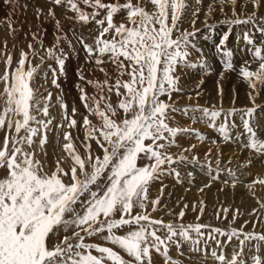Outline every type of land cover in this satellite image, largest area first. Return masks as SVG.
Here are the masks:
<instances>
[{"label":"snow or ice","instance_id":"6c2138e0","mask_svg":"<svg viewBox=\"0 0 264 264\" xmlns=\"http://www.w3.org/2000/svg\"><path fill=\"white\" fill-rule=\"evenodd\" d=\"M49 2L71 11L74 15L68 19L97 26L92 43L86 42L82 36L77 42L85 53L86 63L92 65L93 74L103 73L104 78L89 79L83 68L78 69L76 87L87 114L79 113L75 106L69 111L62 96H57L61 108L57 121L49 110L52 93L45 96L39 94V88L33 87L35 75L45 63V57L41 56V64L33 66L29 56H38L39 51L30 42L29 51L21 49L13 67L14 53L7 50V42H4V51L0 52L4 64L0 74V132H3L0 171L4 173L0 176V264H153V252L160 255L165 264H179L169 255L170 245L176 244L179 248L177 237L198 245L205 229L210 239H215L218 234L226 236L229 242L233 238L239 242V251H234L230 259L222 253L212 252L219 264H247L243 259L245 247L255 241L254 246L259 251L264 245V233L244 231L249 221L239 229L231 228L230 222V230L225 231L199 222H165L152 213L161 207L167 187L163 184L164 176H174L178 183H183L180 172L173 165L206 167L210 182L203 185L200 192L210 187L211 181L219 180L221 173H227L233 188L238 182L233 170L219 167V150L215 168L208 160L201 163L198 156L193 155L190 159L185 155L196 145L181 148L176 139L178 135H194L201 142L206 137L197 129L172 126V113H192V120L199 119L215 128L217 118L222 114L227 118L239 112L249 133L244 147L264 155V140L257 136L248 119L262 107L255 101L264 90V49L260 46L250 48L252 60L239 67V75L250 89L248 97L252 107H233L225 111L222 106L205 107L197 103L180 108L172 100L173 93L184 92L178 68H199L201 75L211 72L202 54L196 61L190 59L191 49L202 53L194 38L200 31L195 25L203 0H195L197 6L191 11V30L181 28L183 17L190 8L188 0ZM3 3L15 10L17 0H3ZM237 4L238 0H214L205 12V26L211 27L208 20L218 5L226 17L222 23L251 25L264 36V16L258 15L259 9L264 7V0H244L240 12L236 11ZM249 4L252 11H247ZM226 6H231V17L225 13ZM36 13L39 19L43 9L37 8ZM47 15L55 20L57 35L55 43L43 50L47 59L54 60L57 67L49 63L44 78L47 81L50 71L51 83L59 89L58 79L65 74L68 53L60 46L65 37L54 8L50 7ZM117 16L123 19L117 21ZM9 28L14 34L16 29L11 21ZM229 34L226 32L216 46L224 70L220 73L221 79L225 71L236 70L234 53L226 47ZM32 36L43 48L37 33ZM243 39L249 46L254 45L251 30L243 32ZM68 43L69 47L73 46L71 41ZM261 44L264 45V41ZM252 63L257 65L255 69L251 68ZM106 64L114 67V80L104 66ZM202 84L203 79L196 85L197 98L201 95L199 88ZM88 87L94 89L92 94L87 91ZM217 91L222 105L223 89L219 81ZM112 94L118 97L115 106L110 102ZM188 98L191 100L192 96ZM197 112L200 113L198 117ZM78 115L80 120L76 118ZM90 117H96L98 123H93ZM54 128L62 132L65 156L56 159L51 170H45L48 165L40 157H47L45 147ZM81 129L84 133L81 141L83 154L72 135L73 130ZM217 130L225 139H230L227 121ZM93 144L100 150L99 154L93 150ZM172 147L180 148V151L174 154L170 151ZM211 151L210 148L206 157ZM192 175L188 173L189 177ZM154 182H160L161 187L156 198L150 200V186ZM223 183L228 185L229 180L225 179ZM257 184L264 186V177L254 179L247 187L254 189ZM149 204L151 211L148 210ZM257 204L259 207L253 208L251 215L264 213V201L257 199ZM187 207L185 204L180 210L178 219H183ZM137 208L140 211H136ZM193 210H197L195 204ZM203 211L204 201L201 200V215ZM229 211V208L218 209L216 216L219 219L223 213L227 219ZM239 214V209L233 211V222ZM199 219L198 216L197 221ZM162 231L163 236L158 234ZM193 232L196 233L195 239L191 235ZM101 235L105 243L87 240ZM216 243L223 247L219 240ZM251 259L253 264H264L259 255H253Z\"/></svg>","mask_w":264,"mask_h":264},{"label":"bare ground","instance_id":"6f19581e","mask_svg":"<svg viewBox=\"0 0 264 264\" xmlns=\"http://www.w3.org/2000/svg\"><path fill=\"white\" fill-rule=\"evenodd\" d=\"M213 2L214 0H203V4L200 6L201 11L195 25V27L200 31L195 36L194 43L197 45L198 49L202 50V53L195 49L190 50L192 52L190 59L192 61H196L202 54L207 59V62L211 68V72L207 75H201L199 68H178V73L181 75L180 85L184 89V92L173 93L172 100L175 101L177 103V106L180 108H183L185 105H195L197 103L205 107H212L213 105H215L217 108H219L222 106L225 111L233 107L237 109L252 107V102L248 97V92L250 91V89L248 83L239 75V67L246 61L252 60V56L249 51L250 48L260 46L262 47V49H264V45H262L261 42L258 43V39L261 37L262 39H264V36L258 33V39L256 38L258 41H254V45L249 46L243 39V32L246 30H250V28H247V26L245 25L229 26L228 24L222 23L221 21H223L226 17L223 13L220 12L218 5H216L215 12L208 20V24L211 25V27H206L205 12L208 8V5ZM188 3L190 5V8L183 17L181 28L191 30V11L197 5L195 3V0H188ZM243 3L244 0H238V4L236 7L237 12L241 11L240 5ZM40 4L44 5V7L49 8V2L45 3L41 1ZM52 7H54V5ZM3 9V5L0 6V19H2L1 17L4 13ZM247 11H252V6L250 4L247 7ZM225 13H227L228 17H231V6L225 7ZM68 14L72 16V13L69 12ZM258 15L264 16V7H261L259 9ZM61 18L63 20L64 17L62 16ZM14 28L16 29V27ZM226 32L230 33L229 38L226 42V47L228 49H231L234 53L233 62L236 70L225 71L224 77L221 79L220 73L224 70L222 68L216 46L220 43L223 35ZM0 35L5 37L8 41L15 40V33L13 34L10 31L9 25L5 26L3 24H0ZM251 36L253 38L254 34H251ZM17 39H19L18 36ZM90 41L91 40H89V43L93 42V40L92 42ZM262 54H264V51H262ZM256 66L257 65L255 63L251 64L252 69H255ZM201 79H203V84L199 88L201 95L199 96V98H197L195 94L196 85ZM218 81L220 87H222L223 89L222 105L221 98L218 95L217 91ZM189 95L192 96L191 100H189L188 98ZM234 96L235 103L233 104ZM255 103L258 105H262V107L258 108L254 116L248 119H250V124L256 132L257 136L261 140H264V90H262L257 96ZM191 115L192 113H189L188 115H185L183 112L172 113V126L197 129L206 137V139L201 142L194 135H178L176 139L181 148H188L193 144L196 145L195 149L191 153H185V155H188L190 159L193 155L198 156L201 163H204L206 160H208V162L211 163V166L215 168L217 150H219V167L222 169H231V166H233L234 168L231 170L235 172V175L238 178V182L235 188H233L231 186V179L227 176V173H221L219 180L211 181V186L206 188L204 192H200L199 189L203 185L208 184L210 181L209 176L206 174L207 168H201L199 165H173V167H176L180 172V178L183 183H178L174 176H164L162 178L163 184L167 187L161 201V207L158 211H160L162 215H164V213L172 214V212H175V216L173 218L171 217L173 220H175L174 223L178 222L184 224H194L196 222H199L206 225L208 223H211V226H217L218 228H222L225 231L230 230V222H232L231 225L234 224L235 226H231V228L239 229L241 225H244L245 221H249V223L244 226V231L264 233V213L257 212L255 215H251L253 208L259 207L257 201H254L255 198L256 200L259 199L264 201V186L257 184L254 189H249L247 187V185L250 184L254 179L258 177H264V155L258 154L255 150L244 147L249 139V133L247 132V129L244 127L243 121L241 120V114L238 112L233 116L227 118H225L222 114L217 118L215 128L210 127L207 122L201 121L199 119H196L195 121L192 120L190 118ZM195 115L198 117L200 113L197 112L195 113ZM226 121L228 124V137H230V139H225V137L217 130L219 128V125L225 123ZM213 141H215V143H213ZM210 148L212 150L210 156L206 157V153H208V150ZM37 151L39 150L37 149ZM170 151L176 154L180 151V148L172 147ZM226 161H228V165L224 164V162ZM249 161H251L250 164H248ZM140 163L143 164L144 161H140ZM189 172L193 174L192 177L188 176ZM0 176H3V174L0 173ZM190 179L191 183H189ZM225 179L229 180L228 185H225L223 183ZM150 187L151 200L155 199L159 194L161 184L160 182H154ZM211 188H218V190L215 189L216 192L213 193L211 191ZM223 188L227 190L223 197H220L221 189ZM232 191L237 193L235 197L232 196ZM223 193L224 192H222V194ZM253 193H255V195H253ZM201 200L204 201V211L202 215L199 212ZM185 204H187L188 207L185 209V216L182 220H180L178 219L177 214ZM193 204L196 205L197 210H193ZM174 206H176L177 209L170 210L171 207ZM148 208V210L151 209L150 204ZM221 208L230 209L227 215V219L223 217V213H221V217L219 219L217 218L216 211ZM236 209H239L240 214L233 222L232 213ZM155 215L157 216V214ZM198 216L200 217L199 221H197ZM171 218H169V220ZM203 231L205 232V235L200 239H208V230L205 229ZM191 234H195L194 236H192L195 239L196 233L193 232ZM60 235H63L62 231ZM180 238L181 237H177V240H180ZM215 239L221 240L222 245H224V243H227V240H225L227 239L226 236H220L217 234L215 236ZM208 243L209 246L207 245V243H205V245L201 247H192L187 251L186 247L184 248V250H179V248L176 247V249L174 248L175 250L172 249L173 253H171L170 256L177 261L184 262L185 264H219V262L216 261L212 256L213 251L217 252V254L222 253L229 259L231 258V255L234 251H239L238 240L232 243H227V246H225V248H222L221 250L219 248L220 246L217 245L216 240L210 239ZM255 243V241L250 242L244 249L243 259L247 261V264H253L251 257L253 255H256V253L251 252V248L255 247ZM224 249L227 250L225 251ZM117 250L120 251L119 249ZM263 251L264 245H261L260 251L258 252L261 253ZM121 254L126 256V254H124L123 252H121ZM262 257L263 256H261V258ZM160 258L159 260H156L157 264H165L164 259L160 260Z\"/></svg>","mask_w":264,"mask_h":264},{"label":"rangeland","instance_id":"374dc122","mask_svg":"<svg viewBox=\"0 0 264 264\" xmlns=\"http://www.w3.org/2000/svg\"><path fill=\"white\" fill-rule=\"evenodd\" d=\"M41 1L45 2V3L49 2V0H17L16 8H15V10H13V8L11 6L4 4L3 0H0V6L3 5V8H4L3 9L4 13L2 14V17H1L2 19H0V21L2 23L0 22V24L8 26L9 21H11L12 27L13 28L16 27V31H15V35H14L15 40L8 41L5 37L0 35V52L4 51V42L6 41L7 42V50L12 51L14 53L13 67H15V61L19 59L20 50L23 49L26 52L29 51L28 44L31 42L33 44L34 48L39 51L38 56H35V57H33L31 55L29 56V59L31 60L32 65L35 66V65L41 64L40 57L41 56L45 57V63L43 65H41V67L38 69L37 74L35 75L33 87L39 88L40 89L39 94H42L45 96L47 95L48 92L52 93V98H51V102H50V109H49L51 112V115L53 117H56V120L59 121L60 115H61V108H60L59 103L57 102V99H56L57 96H62L63 100L67 103V105L69 107V111L71 110V108L73 106H75L78 109L79 113L86 115L87 113L85 112V109L79 100V92H78L77 87H76L77 83L79 82L78 76H77V70L80 68H83L85 75L89 79L103 80L104 77H103V73H100V72H96L93 74L92 65L86 63L85 53H84L82 47L80 46V44L77 42V38L82 36L86 42L89 43V40H91L90 42H92V40H93V38L97 32V26L94 23H89L87 25H83L79 22H75L71 19H68V17H71L70 14H68L69 12L72 13L71 11H69L66 7L65 8L58 7V9L55 6L52 7L53 5L49 2V8L50 7L54 8L55 13L57 12L56 13V19L59 20V18H60L59 21H60V24H61V27L63 30V35L65 37L62 40L60 46L65 50V52L68 53V58L65 62V67H64V73L65 74L59 76L58 83L60 85V88L57 89L51 83L52 74L50 71L48 72L47 81H45V78H44V72L47 71V65L49 63L52 64L53 67H57L54 60L47 59L46 53L43 50V49L51 47L55 43L57 30H56L55 20L50 18L47 15L49 8L44 7V5H41L40 4ZM121 2H123V0H121ZM149 7H151V6L149 5ZM37 8L44 9L43 14L40 16L39 19L37 18V15H36L37 14L36 13ZM9 13H12V15L9 16ZM32 13H33V15H32ZM65 13H67V14H65ZM61 15L64 18L66 17L65 20H64V18L62 20ZM71 15L73 16L74 14L72 13ZM122 19H123L122 16L116 17L117 21H121ZM3 22H5V23H3ZM247 28H250L251 34H254V36H253L254 41L259 40L258 43L264 41V39H262V37L259 39L257 38V34L259 32H257L255 29H252L251 25H248ZM32 33H37L39 40H41L43 42V48H41L40 43H38L36 40H33ZM17 36L19 39H17ZM68 41L72 42V45H73L72 47H69ZM14 44H15V48H13ZM104 66L108 69L109 74L112 76V78L114 80L115 79L114 67L111 64H106ZM26 67H27V65H26ZM3 70H4V64L2 62V57H0V74L3 73ZM124 78L127 79V77H124ZM0 89H2V85H0ZM87 91L90 94H92L94 92V89H92L91 87H88ZM105 94L107 95V93H105ZM110 102L113 104V106H115L118 103V97L115 96L114 94H112L110 97ZM121 115H122V113H121ZM76 118L78 120H80L81 116L78 115ZM90 119H92L93 123H98L96 117H90ZM64 130L67 131L68 129H64ZM72 135H73V139L77 145L78 150L81 152V154H83L84 149L81 147V141L84 139L83 130L82 129L79 131L73 130ZM2 136H3V132H0V138H2ZM58 137H59V139H58ZM64 142L65 141L62 138V132H59L58 130H56L54 128L53 131L49 134V142L47 143V145L45 147V151L47 152V157L46 158L43 156L40 157L42 160H45V163L48 165V167L45 170H51L54 167V161L58 158L65 156V153L62 150V145ZM92 147H93V150L99 154L100 150L96 147V145L93 144ZM227 162L228 161L224 162V164L228 165ZM69 163H70V161H69ZM65 167H67V164H65ZM233 168L234 167L231 166V169H233ZM0 173H2L4 175V173L2 171H0ZM215 189L218 190V188H213V189L211 188V191L213 193H215L216 192ZM226 190L227 189H225V188H223V190H221L220 197H223V195L226 193ZM222 192H224V193L222 194ZM236 195H237V193H235V192L232 193L233 197H235ZM150 198H151V194L149 192V199ZM254 201L255 202L257 201L256 198ZM174 209H177V207L176 206L171 207L170 210H174ZM136 211H140V209H138ZM149 211H151V209ZM155 214H157V216ZM166 214L167 213H164V215H162V213H160V211H158V210L156 211V213L155 212L152 213V215L156 218H162L165 222L171 221L174 223L175 220H173L172 218L175 216V212H172V214L168 213L167 214L168 216ZM169 218H171V219L169 220ZM176 224H179V223L177 222ZM210 224L211 223H208L207 225H210ZM212 226H214V225H212ZM231 226L235 227L234 224H232ZM214 227H217V226H214ZM158 234H160L162 236L165 235V233L163 231L158 233ZM191 235L194 236L195 234H191ZM181 239H183V238H180V240H177L179 245H181V246H179V250H184V248L186 247L187 248L186 251L192 247L193 248L201 247V246L205 245V243H207V245L209 246L208 241L210 240V238L205 239V240L200 239V242H199L200 245L198 244V246H197V245H194L191 241L186 242V240H184V239L181 240ZM87 240H88V242L105 243L102 235L94 237V238L89 237V238H87ZM211 240H217V239H211ZM225 240H227V239H225ZM219 241L221 242V240H219ZM235 241H237V240L234 238L232 241L229 242L227 240L226 242L232 243ZM227 243H224L223 247H219L220 250L222 248H225V246H227L226 245ZM109 246H111V245H109ZM176 247H177L176 244L170 245L169 255H171V253H173L172 249H174V248L176 249ZM180 247H182V248H180ZM251 249L253 250V251L251 250V252L256 253V255H258L259 252L256 250L255 247H252ZM259 251H260V249H259ZM153 253H154L153 254L154 255L153 256V264H157L156 260H159V258L161 256L158 254L156 255L155 252H153ZM259 256H263L262 259H264V251L259 253ZM125 258L127 259L128 257L125 256ZM161 259H163V258L161 257L160 260ZM179 264H185V263L182 261H179Z\"/></svg>","mask_w":264,"mask_h":264}]
</instances>
